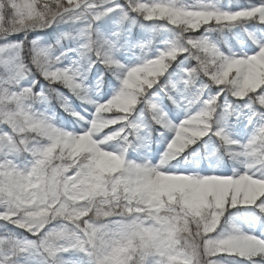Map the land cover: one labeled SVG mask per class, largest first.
Masks as SVG:
<instances>
[{
  "label": "snow or ice",
  "instance_id": "obj_1",
  "mask_svg": "<svg viewBox=\"0 0 264 264\" xmlns=\"http://www.w3.org/2000/svg\"><path fill=\"white\" fill-rule=\"evenodd\" d=\"M0 264H264V0H0Z\"/></svg>",
  "mask_w": 264,
  "mask_h": 264
},
{
  "label": "rangeland",
  "instance_id": "obj_2",
  "mask_svg": "<svg viewBox=\"0 0 264 264\" xmlns=\"http://www.w3.org/2000/svg\"><path fill=\"white\" fill-rule=\"evenodd\" d=\"M245 38H247V37H246V34H245ZM249 42H251V41L249 40ZM111 94H112V93H111V91H110V92H109V95H111ZM106 98H107V97H105V99H106Z\"/></svg>",
  "mask_w": 264,
  "mask_h": 264
},
{
  "label": "trees",
  "instance_id": "obj_3",
  "mask_svg": "<svg viewBox=\"0 0 264 264\" xmlns=\"http://www.w3.org/2000/svg\"><path fill=\"white\" fill-rule=\"evenodd\" d=\"M228 2V0H225V3H227Z\"/></svg>",
  "mask_w": 264,
  "mask_h": 264
}]
</instances>
